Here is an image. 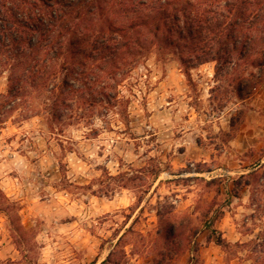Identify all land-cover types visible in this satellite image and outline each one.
Here are the masks:
<instances>
[{"label":"rangeland","instance_id":"obj_1","mask_svg":"<svg viewBox=\"0 0 264 264\" xmlns=\"http://www.w3.org/2000/svg\"><path fill=\"white\" fill-rule=\"evenodd\" d=\"M215 67L153 51L92 124L0 116V264H264V136Z\"/></svg>","mask_w":264,"mask_h":264},{"label":"trees","instance_id":"obj_2","mask_svg":"<svg viewBox=\"0 0 264 264\" xmlns=\"http://www.w3.org/2000/svg\"><path fill=\"white\" fill-rule=\"evenodd\" d=\"M153 51L189 69L216 63L246 100L264 83V0H0V116L92 124L123 103L119 87Z\"/></svg>","mask_w":264,"mask_h":264},{"label":"crops","instance_id":"obj_3","mask_svg":"<svg viewBox=\"0 0 264 264\" xmlns=\"http://www.w3.org/2000/svg\"><path fill=\"white\" fill-rule=\"evenodd\" d=\"M257 91L258 92L253 94L250 98L241 101L242 103H246L248 106H250L252 110L251 112L255 114L254 120H250V118H247V120L245 121V126L241 129L240 132V140L244 143V149H250L253 147V144L251 146V143L252 138L254 136H264V83H262V85L257 89ZM211 246L219 247L216 244L214 246ZM213 261V259H210L208 264H212Z\"/></svg>","mask_w":264,"mask_h":264}]
</instances>
